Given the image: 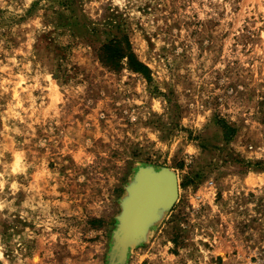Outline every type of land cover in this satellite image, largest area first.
<instances>
[{
    "label": "rangeland",
    "instance_id": "374dc122",
    "mask_svg": "<svg viewBox=\"0 0 264 264\" xmlns=\"http://www.w3.org/2000/svg\"><path fill=\"white\" fill-rule=\"evenodd\" d=\"M149 168L178 198L120 262ZM0 264H264V0H0Z\"/></svg>",
    "mask_w": 264,
    "mask_h": 264
},
{
    "label": "water",
    "instance_id": "95a60500",
    "mask_svg": "<svg viewBox=\"0 0 264 264\" xmlns=\"http://www.w3.org/2000/svg\"><path fill=\"white\" fill-rule=\"evenodd\" d=\"M147 176H148V178L149 177L152 178L153 176H159V178L163 177L164 179L167 176V177H170L174 180L175 193H176L175 198L172 200V197L171 198L170 197H164L160 201L161 202L160 204L162 206L167 207L166 209H169L170 207H172L178 198L179 185H178L177 177L173 173H171L167 170L155 171L152 169H145V170H142L138 174L137 182L135 185L132 186V188L130 190V197L124 205L123 216L121 218L122 225H121L120 230H119V237H120V246H121V250H122V257H121L120 262L125 257V254L128 250V246L132 242H135L137 239H139L140 236L143 234L142 232H144L146 230V228L150 225V222L154 221V220H152L153 216H151V217H150V215L143 216L144 214L142 216H140L141 211L137 210L140 207L136 208L135 204H134L136 198L142 193V191H141L142 183L147 182L146 181ZM151 187H152V185H151ZM133 210L134 211L136 210V212H137L136 214H138V218L137 219L135 218L136 225L138 226L136 228H133V224H131V217H132Z\"/></svg>",
    "mask_w": 264,
    "mask_h": 264
},
{
    "label": "bare ground",
    "instance_id": "6f19581e",
    "mask_svg": "<svg viewBox=\"0 0 264 264\" xmlns=\"http://www.w3.org/2000/svg\"><path fill=\"white\" fill-rule=\"evenodd\" d=\"M146 178H147L146 179L147 182L142 183V189H141L142 193L136 198L134 204L136 208L140 207L139 209H137L141 211L140 216H142L143 214H144L143 216L145 215L147 216L150 215V217L153 216L152 220L154 221L150 222V224H153L158 219H160L161 215L167 210L166 206H162L160 204L161 199L164 197H170V198L172 197V200H173L175 198V194H176L175 193V183L172 178L167 177V176L165 177V179L163 177L159 178V176H153L152 178L150 177L148 178L147 176ZM136 213H137L136 210L135 211L133 210L132 217H131V224H133V228L138 227L136 225V220H135V218L136 219L138 218V214ZM147 231L145 230L144 232L147 233ZM120 256H122V253Z\"/></svg>",
    "mask_w": 264,
    "mask_h": 264
},
{
    "label": "trees",
    "instance_id": "16d2710c",
    "mask_svg": "<svg viewBox=\"0 0 264 264\" xmlns=\"http://www.w3.org/2000/svg\"><path fill=\"white\" fill-rule=\"evenodd\" d=\"M105 62L113 69H119L126 60L127 65L136 73L142 74L150 81L148 67L140 62L132 52L127 37H115L110 43L104 46Z\"/></svg>",
    "mask_w": 264,
    "mask_h": 264
}]
</instances>
